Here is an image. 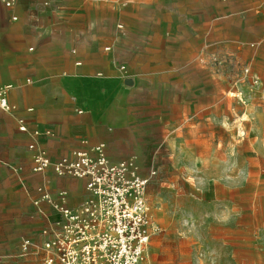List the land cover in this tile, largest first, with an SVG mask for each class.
I'll return each mask as SVG.
<instances>
[{"label": "crops", "instance_id": "1", "mask_svg": "<svg viewBox=\"0 0 264 264\" xmlns=\"http://www.w3.org/2000/svg\"><path fill=\"white\" fill-rule=\"evenodd\" d=\"M202 48L226 71L204 74ZM6 85L17 106L15 113L0 108V180L9 209L18 211L8 253H18L26 238L42 242L60 193L71 194L74 209L88 196L85 179L33 170L29 144L36 140L53 161L104 144L111 162L135 155L144 174L152 162L181 170L188 161L185 169L220 195L223 216L202 218L219 234L199 237L195 253H180L181 264H233L232 193L248 185L250 172H234L232 159L264 157V0H18L11 8L0 1V87ZM214 128L224 135L209 133L202 153V130ZM256 178L264 209V171ZM41 183L48 184L44 192L36 189ZM33 200L44 218L30 212ZM152 219L150 242L168 225L167 217ZM248 224H238L245 236ZM245 236L239 240L247 247ZM153 243L148 264H171ZM28 264H39V256Z\"/></svg>", "mask_w": 264, "mask_h": 264}, {"label": "built area", "instance_id": "2", "mask_svg": "<svg viewBox=\"0 0 264 264\" xmlns=\"http://www.w3.org/2000/svg\"><path fill=\"white\" fill-rule=\"evenodd\" d=\"M0 1L11 8L18 0ZM9 90L10 85L0 87V108L15 113L17 106L9 101ZM17 121L20 131L27 132L25 120L18 117ZM38 135L34 130L33 136ZM29 148L36 150L34 171L52 168L59 176L85 179L88 196L74 209L68 205L67 193H60L61 201L55 203L60 218H47L42 242L22 241V259L14 264H28L33 255L39 256V264H142L153 222L146 188L156 175L155 169L144 174L135 155L111 162L104 144L72 150L57 161L36 140Z\"/></svg>", "mask_w": 264, "mask_h": 264}, {"label": "rangeland", "instance_id": "3", "mask_svg": "<svg viewBox=\"0 0 264 264\" xmlns=\"http://www.w3.org/2000/svg\"><path fill=\"white\" fill-rule=\"evenodd\" d=\"M195 56L197 57V55ZM198 59L204 74H209L210 71L215 73H219L221 70L226 71L225 62L217 56L210 57L206 48L201 49ZM233 69L231 68V70ZM184 70L186 72V69ZM189 74L191 73L189 72ZM185 100L190 102V111H192L193 93L191 90L186 93ZM201 101L202 104H205L208 103L209 99L207 96L202 95ZM209 133H212L213 137L215 133L216 138L224 135L223 130L217 128L202 130V153L209 151ZM237 148L239 147L233 146L234 152H237ZM205 162L202 160V168H204ZM232 162L234 172L241 167L246 168L250 172L248 185L237 186L232 193L233 264H264V225H262L264 223V209L259 207V205H262L259 200L261 198L260 192H263V190L262 188H257L256 178L258 171H264V157H233ZM150 164L151 168L153 167L156 171L155 177L146 188L150 214L154 219H156V215L167 217L168 225H161L162 229L157 230L156 233L158 234H155L152 241L149 242L144 264H148V259L150 260L153 250L156 249L153 241L157 242L155 245L160 246L159 253H161L166 262L181 264L180 253L182 251L195 253L198 247L196 242L202 238V235L210 233V231L219 234V226L213 225V227H210L201 223L203 217L211 216L215 218L220 217V215L223 216L221 197L219 194H215L214 190L208 191L207 188L205 189L208 183L204 182L200 173L195 172L200 174L199 178H195L192 168L185 169L188 161L180 165L181 170L172 168L170 165L171 161L163 169H160L153 162ZM215 165L219 166V163L215 162ZM215 165L211 163L210 168ZM208 169H206V172ZM27 178L25 175L21 177L23 181L25 180V185L28 187ZM5 184L0 180V264H14L22 259L21 245L19 244L18 253H8L7 250H10V246L13 244L10 237L15 233L14 222L15 218L18 217V211L15 208L9 209V196L6 193ZM47 185L44 183L36 184V189L39 191L41 187L42 191L39 192H44ZM70 197L71 194L68 193V200ZM19 198V194L11 196V200L14 201L19 200ZM60 201L59 196L56 202ZM31 202L34 209H30V212H37L38 216L41 215L44 218L38 209L41 202L36 200ZM56 202L54 201L53 203L55 204ZM59 218L60 215L57 214L56 219ZM248 220V235L245 236L246 228L238 224L240 221L247 222ZM8 223L11 224L9 225ZM244 236L249 240L247 247L245 246L247 242L239 240L240 237L242 239ZM208 244L207 241L204 242L206 249H208ZM206 261L208 262L209 259H206Z\"/></svg>", "mask_w": 264, "mask_h": 264}, {"label": "snow or ice", "instance_id": "4", "mask_svg": "<svg viewBox=\"0 0 264 264\" xmlns=\"http://www.w3.org/2000/svg\"><path fill=\"white\" fill-rule=\"evenodd\" d=\"M244 119H247V117H244Z\"/></svg>", "mask_w": 264, "mask_h": 264}]
</instances>
